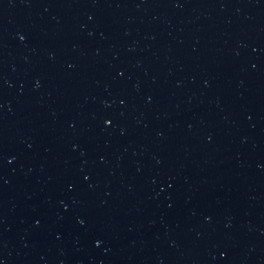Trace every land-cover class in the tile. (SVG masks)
<instances>
[{
  "label": "water",
  "instance_id": "obj_1",
  "mask_svg": "<svg viewBox=\"0 0 264 264\" xmlns=\"http://www.w3.org/2000/svg\"><path fill=\"white\" fill-rule=\"evenodd\" d=\"M0 264H264V0H0Z\"/></svg>",
  "mask_w": 264,
  "mask_h": 264
}]
</instances>
